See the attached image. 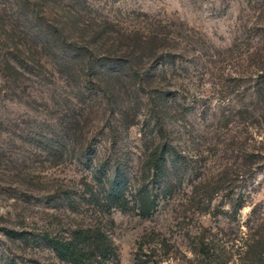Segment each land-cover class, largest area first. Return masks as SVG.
Wrapping results in <instances>:
<instances>
[{"label": "rangeland", "instance_id": "1", "mask_svg": "<svg viewBox=\"0 0 264 264\" xmlns=\"http://www.w3.org/2000/svg\"><path fill=\"white\" fill-rule=\"evenodd\" d=\"M29 1L24 10L45 13L75 44L90 30L107 34L95 58L59 65L42 48L40 65L0 74V264H67L43 237L77 227L104 231L112 264H199L204 244L217 264L250 263L245 244L264 229V120L239 112L252 106L244 70L264 52V0ZM18 2L0 0V51L15 42ZM118 44L141 54L153 79L107 73L97 57ZM161 143L169 152L156 178L148 161ZM117 164L125 204L98 212L94 197ZM142 185L148 216L135 199Z\"/></svg>", "mask_w": 264, "mask_h": 264}, {"label": "trees", "instance_id": "2", "mask_svg": "<svg viewBox=\"0 0 264 264\" xmlns=\"http://www.w3.org/2000/svg\"><path fill=\"white\" fill-rule=\"evenodd\" d=\"M22 1V4L20 0L17 3L18 10L15 20L11 22V28H8L9 33L16 38L15 42L12 47L8 48L6 51H0V74L3 78H9L10 70L16 74H18L17 69H20L21 72L25 71L23 69L28 67V62L31 60H36V63L40 65V62H43V60L41 57H38L37 54H39L42 48L55 53L58 58L57 64L59 65L64 63L68 64L69 59L79 57L81 52H84L83 55L87 54V56L91 58L96 57L95 53L98 51L96 49L97 43L105 36L106 32L100 29L90 30L86 33L82 41H80L82 42L80 46L69 41L67 38L59 37L61 33H64V27L59 25V23H52L46 20L45 13L42 15H35L24 10V6H28L30 1ZM86 36L90 38L86 39ZM138 42L141 44L146 43L142 41V39H138ZM92 43H94L93 46ZM153 49H156V45H153ZM259 51L260 53H253L250 57V61L247 63L248 68L244 70L245 77L251 81L248 87V89L251 90L245 91L251 92L246 96L243 95L242 99H250L252 105L251 107L246 105L242 106L244 108H242L239 113L244 116L245 119L254 117L255 120H264V52L261 50ZM35 56L38 57V59H34ZM141 56V54H137V51L132 50L130 45L120 46L118 44V46H113V48L109 49L107 52L100 54L97 57V61L107 73H117L119 72V68L126 67L127 69V67H129V70L133 71L134 78L142 80L144 74L151 80L153 79V75L149 77V73L147 72L148 69L139 66L140 62H142L140 61ZM158 57V60L164 57L165 59L174 58L170 51L165 53L161 52L158 54ZM110 61H113V64L110 63ZM93 63L92 61L90 62V72L93 71L91 66ZM161 66H163V63H161ZM153 89H157V86ZM158 99L161 101L160 104L162 109L168 106L167 102L164 100L162 101L160 97ZM158 109L160 108L158 107L157 110ZM257 110L259 112L255 113ZM40 133L38 132L36 135L42 139L43 136H41ZM171 147L172 146H170V149ZM168 152V144L161 143L159 147H156L154 153L149 158L148 165L155 170L156 178L162 177L165 173V155H167ZM243 152L244 158L249 159L254 157V153L248 147L244 148ZM243 168L247 174L251 171L249 165L243 166ZM126 185V175L119 164H117L112 179L106 178L107 188L104 189L102 185L103 193L96 198L94 197V199H96L97 211L105 213L113 207H122L125 204L124 191L126 190ZM141 193L143 195L142 198ZM135 199L137 207L142 215L148 216L154 207V201L148 196L144 185L136 192ZM243 205L244 202L238 203L233 207V210H239ZM262 230V235H258L257 238L249 239L245 244L248 248L245 251L248 257L252 258L251 262L247 264H264V229ZM255 236L256 234L253 237ZM43 238L50 245L56 256L67 264H112L116 259V252L112 241L100 227H77L72 229L68 236L50 237L45 235ZM197 254L200 258V261H198L199 264H217L215 263V258L218 256L211 252L207 244L206 246L205 244L201 246ZM144 263L145 261H141L140 264Z\"/></svg>", "mask_w": 264, "mask_h": 264}]
</instances>
